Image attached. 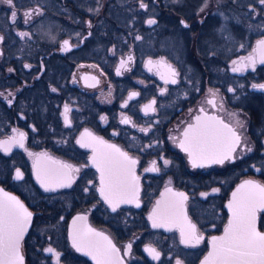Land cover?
Returning <instances> with one entry per match:
<instances>
[{"label": "flooded vegetation", "instance_id": "af4514ba", "mask_svg": "<svg viewBox=\"0 0 264 264\" xmlns=\"http://www.w3.org/2000/svg\"><path fill=\"white\" fill-rule=\"evenodd\" d=\"M261 40L260 0H0V201L16 197L32 214L22 264H199L237 187L264 185ZM197 116L240 137L223 163L193 166L180 146ZM116 149L139 180L110 194ZM157 207L164 226L153 227ZM258 219L264 231V209ZM189 224L199 243L183 242ZM96 245L116 251L102 257Z\"/></svg>", "mask_w": 264, "mask_h": 264}, {"label": "snow or ice", "instance_id": "6c2138e0", "mask_svg": "<svg viewBox=\"0 0 264 264\" xmlns=\"http://www.w3.org/2000/svg\"><path fill=\"white\" fill-rule=\"evenodd\" d=\"M5 2L9 5L13 4V0H5ZM260 2L264 3V0H260ZM141 7H146V5L142 4ZM26 15H30V13H26ZM12 16L15 18L16 13L13 12ZM147 23L155 24L156 21L150 19ZM21 35H26V33H21ZM67 44L68 42L65 41V45ZM255 51L259 53L260 62L264 63V40L257 42V49ZM129 59H131V57H129ZM247 59L251 66L254 67L256 57L250 55ZM149 63L151 64L152 62L149 61ZM157 63L159 65L163 64L162 61ZM246 66L247 65H242L239 68H233V71H241ZM167 67L169 68L171 76L175 77L177 75L175 70L170 66ZM161 79H165V76L161 75ZM176 82L175 78L171 80V83L173 84ZM253 87L264 88V85H253ZM133 95L136 94L133 93ZM154 103L155 101L146 105L145 111H154ZM214 120V117H209L207 118V122L202 123V118L197 116V123L195 125H189V128L184 133L185 141L181 142L180 146L184 148L185 151L191 152L193 166H196L198 160H207L210 163H223L225 159L229 158L236 144L240 141V137L237 136L235 131L227 125H224L223 128L227 130V134H230L228 136H226L225 132L220 128H217L214 124L210 123ZM124 123H129V121L124 120ZM144 131L147 130L145 129ZM23 138V134H20V140L18 142L22 143ZM100 143H103V141H100ZM225 143H227V150L221 152L219 150L220 146ZM84 146L87 147L89 145L85 144ZM3 147L4 151L7 152L9 150L8 142H4ZM107 147L114 148L112 145H108ZM116 152H118L123 159L120 162L119 173L115 177H113L111 170H109V179L106 186L110 194H114L113 189L116 187L127 186L129 180L136 182L137 184L139 180L138 177L134 176L132 171L136 161L128 157L126 153H120L118 149H116ZM93 163L100 167V164L95 157L93 158ZM165 163H167V161H165ZM151 170L156 171L157 169L153 167ZM103 171L104 169L102 168V172ZM21 175L22 174L19 170H17V177L19 178ZM37 178L40 179L39 169ZM102 180H104L103 176ZM41 183H44L43 179L41 180ZM246 188L249 190L241 193V190ZM101 192L104 193L105 188H102ZM177 195L184 197L183 193ZM184 198L186 199V197ZM105 199H109L110 203L113 202L109 195H105ZM118 202L131 203L132 200ZM228 207L232 209V219L225 228L224 236L212 238L213 251L205 258V264H264V232L258 231L256 226V213L259 209H264V185L255 184L251 181L240 185L237 192L233 193V200L229 202ZM31 215L32 214L24 208L16 197H7L5 200L0 201V264H17V262L22 264L23 257L19 254V243L24 228L30 220ZM150 218L153 220V227L164 226L158 222L160 219L159 207L154 209ZM77 219L83 220L84 217H77ZM188 227L190 231L187 235H185L184 229L181 228V235L185 237L183 242L199 243L202 238L195 235V225L189 224ZM91 231L92 230H89V232ZM94 235L102 236L100 233H94ZM103 239L106 241L107 237H103ZM73 244L79 250H84L83 239L79 233L74 232ZM108 244L110 246V241ZM96 249L102 257H107L109 251H116L114 247H111L110 249L101 248L100 245H96ZM48 251L53 250L48 249ZM148 251L156 258L159 257V253L156 252L155 249L149 248ZM98 264H101L100 260H98ZM177 264H180V262L178 261Z\"/></svg>", "mask_w": 264, "mask_h": 264}, {"label": "water", "instance_id": "95a60500", "mask_svg": "<svg viewBox=\"0 0 264 264\" xmlns=\"http://www.w3.org/2000/svg\"><path fill=\"white\" fill-rule=\"evenodd\" d=\"M242 184H245V181L242 183ZM241 184V185H242ZM239 188V186L237 187V189ZM237 189H236V191L235 192H237ZM247 190H249V189H242L241 190V193H243V192H246ZM1 194H7L6 192H4V191H2L1 192ZM232 200H233V197H232ZM231 200V201H232ZM256 226H257V230L258 231H260V232H264V231H262L260 228H259V219H258V211H257V213H256ZM232 219V209H231V218H230V220ZM222 236H224V233L222 234V235H219V236H217V237H222ZM213 251V242H212V245H211V248H210V250L208 251V253L202 258V260L200 261V263L199 264H205V258L206 257H208V255H209V253L210 252H212ZM17 264H19L18 262H17Z\"/></svg>", "mask_w": 264, "mask_h": 264}, {"label": "rangeland", "instance_id": "374dc122", "mask_svg": "<svg viewBox=\"0 0 264 264\" xmlns=\"http://www.w3.org/2000/svg\"><path fill=\"white\" fill-rule=\"evenodd\" d=\"M228 10H230L231 12H233V6H232V8L231 9H228ZM226 20L228 21L229 20V17H228V15L226 16Z\"/></svg>", "mask_w": 264, "mask_h": 264}]
</instances>
